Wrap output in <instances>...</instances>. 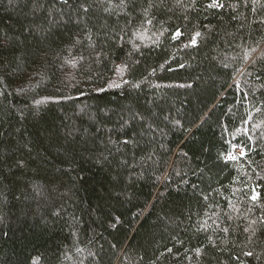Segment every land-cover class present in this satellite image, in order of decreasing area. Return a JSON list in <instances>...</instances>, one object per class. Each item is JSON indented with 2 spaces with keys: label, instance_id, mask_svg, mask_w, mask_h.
Masks as SVG:
<instances>
[{
  "label": "trees",
  "instance_id": "16d2710c",
  "mask_svg": "<svg viewBox=\"0 0 264 264\" xmlns=\"http://www.w3.org/2000/svg\"><path fill=\"white\" fill-rule=\"evenodd\" d=\"M0 264H264V0H0Z\"/></svg>",
  "mask_w": 264,
  "mask_h": 264
},
{
  "label": "rangeland",
  "instance_id": "374dc122",
  "mask_svg": "<svg viewBox=\"0 0 264 264\" xmlns=\"http://www.w3.org/2000/svg\"><path fill=\"white\" fill-rule=\"evenodd\" d=\"M214 5H218V0H213ZM238 152V151H237Z\"/></svg>",
  "mask_w": 264,
  "mask_h": 264
}]
</instances>
